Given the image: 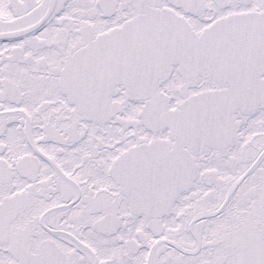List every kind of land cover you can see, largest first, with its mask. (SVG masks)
I'll return each mask as SVG.
<instances>
[{
    "label": "snow or ice",
    "instance_id": "obj_1",
    "mask_svg": "<svg viewBox=\"0 0 264 264\" xmlns=\"http://www.w3.org/2000/svg\"><path fill=\"white\" fill-rule=\"evenodd\" d=\"M0 264H264V0H0Z\"/></svg>",
    "mask_w": 264,
    "mask_h": 264
}]
</instances>
